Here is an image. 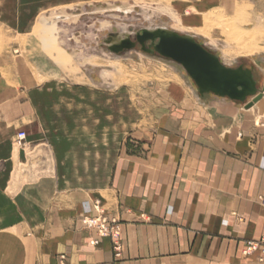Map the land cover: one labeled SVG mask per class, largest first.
Returning <instances> with one entry per match:
<instances>
[{
	"label": "crops",
	"instance_id": "crops-1",
	"mask_svg": "<svg viewBox=\"0 0 264 264\" xmlns=\"http://www.w3.org/2000/svg\"><path fill=\"white\" fill-rule=\"evenodd\" d=\"M251 4L250 30L264 29V0ZM190 17L185 27L198 24ZM251 58L264 76V52ZM21 72L0 68V217L20 219L8 229L34 236V248L20 245L31 264H257L243 250L264 237V96L246 109L188 85L150 87L161 101L153 125L129 134L100 182L77 177V117L73 130L46 137L29 94L17 100L1 86L25 85ZM17 132L26 134L18 149ZM24 196L31 208L14 213L8 201ZM97 201L120 222V258L110 239L93 247L81 230Z\"/></svg>",
	"mask_w": 264,
	"mask_h": 264
},
{
	"label": "rangeland",
	"instance_id": "rangeland-1",
	"mask_svg": "<svg viewBox=\"0 0 264 264\" xmlns=\"http://www.w3.org/2000/svg\"><path fill=\"white\" fill-rule=\"evenodd\" d=\"M206 1V8L194 9L193 0H0V68L17 67L22 72L14 75L16 81L25 84L1 86L17 100L29 94L46 137L73 130L77 117V177L92 175L101 182L105 161L109 168L129 134L153 125L161 101L150 87L188 85L199 94L180 65L146 54L139 45L113 54L107 48L112 40L128 36L135 42L143 29L157 27L191 36L225 67L250 69L263 88L264 76L251 58L264 52L259 40L264 29L250 30L255 0ZM190 13L198 24L185 27L181 21H190ZM47 80L55 85H38ZM16 135L11 143L18 149ZM29 200L8 203L14 213L26 212ZM17 220L0 217V264H31L20 245L34 248V236L9 230Z\"/></svg>",
	"mask_w": 264,
	"mask_h": 264
},
{
	"label": "water",
	"instance_id": "water-1",
	"mask_svg": "<svg viewBox=\"0 0 264 264\" xmlns=\"http://www.w3.org/2000/svg\"><path fill=\"white\" fill-rule=\"evenodd\" d=\"M135 39L133 42L125 38L119 44L108 47V50L119 54L139 45L141 51L146 54H156L173 61L184 69L200 96L211 94L227 98L245 104L246 109L253 107L263 98L264 86L261 91L258 89L250 69H244L242 66L234 69L225 67L217 56L192 38L172 31L143 29ZM148 42L149 47L146 46Z\"/></svg>",
	"mask_w": 264,
	"mask_h": 264
},
{
	"label": "built area",
	"instance_id": "built-area-1",
	"mask_svg": "<svg viewBox=\"0 0 264 264\" xmlns=\"http://www.w3.org/2000/svg\"><path fill=\"white\" fill-rule=\"evenodd\" d=\"M25 140V132H19L16 135L15 141L17 145L21 146ZM81 230L87 232L89 235L93 234L89 242L93 247L99 246L102 239H110L115 257L120 258V238L122 233L120 222L115 217L106 215L102 210L100 202H95L89 208L88 213L82 219ZM255 253L258 254L257 264H264V237L259 241H248L246 243L243 255L250 256Z\"/></svg>",
	"mask_w": 264,
	"mask_h": 264
},
{
	"label": "bare ground",
	"instance_id": "bare-ground-1",
	"mask_svg": "<svg viewBox=\"0 0 264 264\" xmlns=\"http://www.w3.org/2000/svg\"><path fill=\"white\" fill-rule=\"evenodd\" d=\"M158 1H160V0H158ZM67 15V14H66ZM73 16H71V18H72ZM64 18H65V16H64ZM70 18V17H69ZM75 19V18H74ZM77 19V18H76ZM54 19H51V21H53ZM207 20V17H203V21H206ZM66 21H67V19H66ZM49 22V21H48ZM70 22V21H69ZM72 23V22H71ZM53 24V23H52ZM51 24V25H52ZM156 29H161V30H166V31H169V30H167V29H164V28H156ZM156 29H154V30H156ZM147 30H149V31H154L153 29H147ZM128 36H126L125 38H127ZM186 37H189V38H192L191 36H186ZM125 38H120V39H117L116 41H111V42H109L108 43V45H107V48L108 47H110V46H112V45H116V44H119L120 43V41L121 40H123V39H125ZM193 39V38H192ZM263 96H264V94H263Z\"/></svg>",
	"mask_w": 264,
	"mask_h": 264
}]
</instances>
